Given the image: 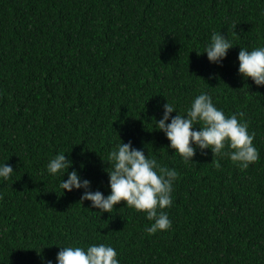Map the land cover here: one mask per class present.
<instances>
[{"label":"trees","instance_id":"obj_1","mask_svg":"<svg viewBox=\"0 0 264 264\" xmlns=\"http://www.w3.org/2000/svg\"><path fill=\"white\" fill-rule=\"evenodd\" d=\"M213 32L238 44L220 65L202 52ZM258 46L264 0H0V163L15 171L0 179V264H56L58 245L93 243L120 264H264V86L237 58ZM201 92L244 114L260 153L247 169L210 149L186 164L154 128L167 99L183 113ZM120 139L177 171L168 230L149 233L124 201L100 214L47 172L65 153L107 196Z\"/></svg>","mask_w":264,"mask_h":264},{"label":"clouds","instance_id":"obj_2","mask_svg":"<svg viewBox=\"0 0 264 264\" xmlns=\"http://www.w3.org/2000/svg\"><path fill=\"white\" fill-rule=\"evenodd\" d=\"M236 45L221 32H213L202 52L207 54L210 63L220 65L227 57L228 50ZM237 58L238 73L245 80L251 78L256 86H264V46L251 50L240 47ZM163 109L162 118L155 120L154 128L164 132L170 141L168 147L174 149L184 163L193 162L197 149L201 152L210 149L214 157L221 159L227 156L242 169H247L259 160V150L253 143L255 133L249 131L246 121L238 119L244 114L226 115L214 104L209 93L201 92L195 96L183 113L168 99ZM173 112H176L175 116L171 115ZM196 125H199L198 129ZM5 161L0 163V179L6 181L15 171ZM105 161L109 164L106 172L111 189L107 196L99 190L92 191L91 181L83 179L76 169L68 171L73 161L66 158L65 153L51 158L46 169L52 176H61L59 187L63 191L84 189L81 201H90L91 207L99 209L97 212L100 214L112 213L116 209L115 205L124 201L127 207L144 212L146 218L153 222L147 228L149 233L171 228L172 221L163 210L173 204L172 193L178 179L175 168L162 166L157 159L146 156L142 149L133 147L131 141L124 143L121 139ZM216 166H220L219 160ZM65 173L67 179L63 180ZM58 246L60 250L56 255V264H120L118 252L111 245L93 243L86 247ZM47 264L53 262L49 260Z\"/></svg>","mask_w":264,"mask_h":264}]
</instances>
